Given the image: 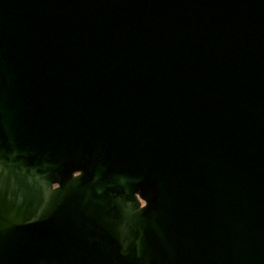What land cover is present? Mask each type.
Wrapping results in <instances>:
<instances>
[{
	"label": "water",
	"instance_id": "water-1",
	"mask_svg": "<svg viewBox=\"0 0 264 264\" xmlns=\"http://www.w3.org/2000/svg\"><path fill=\"white\" fill-rule=\"evenodd\" d=\"M0 264H264V0H0Z\"/></svg>",
	"mask_w": 264,
	"mask_h": 264
}]
</instances>
